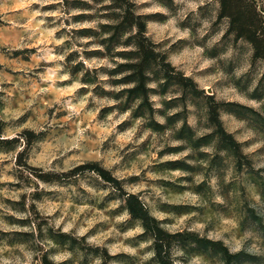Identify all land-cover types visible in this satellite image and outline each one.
Returning <instances> with one entry per match:
<instances>
[{
	"label": "clouds",
	"instance_id": "1",
	"mask_svg": "<svg viewBox=\"0 0 264 264\" xmlns=\"http://www.w3.org/2000/svg\"><path fill=\"white\" fill-rule=\"evenodd\" d=\"M223 4L0 0V264H264V52Z\"/></svg>",
	"mask_w": 264,
	"mask_h": 264
},
{
	"label": "rangeland",
	"instance_id": "2",
	"mask_svg": "<svg viewBox=\"0 0 264 264\" xmlns=\"http://www.w3.org/2000/svg\"><path fill=\"white\" fill-rule=\"evenodd\" d=\"M235 13H237V14H235ZM224 14H228V15H233L234 17H235V19L234 20H236L237 21V19L239 20V18H238V16L241 18V19H244L245 17H244V14L243 13H241L240 11H239V9H238V7H236V9L233 11V12H225V11H223V13H222V15H224ZM127 22H130L127 18H126V23ZM236 24V22H234V25ZM122 27V26H121ZM107 30V29H106ZM120 28H117L116 29V33H117V36L119 35V32H120ZM240 34H242V35H245V33L243 32V31H241L240 30ZM247 35V34H246ZM248 37V36H247ZM116 39H117V37L116 36H114L113 38H112V41H110V42H108V43H111V42H115L116 41ZM248 39H249V37H248ZM250 40V39H249ZM96 55H99V53H96ZM152 59H154L152 56H151V54L150 53H147L146 55H145V59H144V61H143V63L141 64V65H127V66H122V68H121V70H123L124 68H136L137 69V72H136V74L135 75H133V76H131V77H128L127 79L128 80H133V79H137V78H139L140 79V86L137 88V89H135V90H133L132 92H130L129 93V96L130 97H132V96H135V95H137V94H141V93H144V87H143V81H144V77H143V75H142V73H143V70H144V68L145 67H147L148 66V63H149V61L150 60H152ZM145 105H146V102H145ZM143 107V106H142ZM213 117H214V112H213ZM171 122V121H170ZM185 134H187V135H191L190 133H187V130H185ZM210 139V138H209ZM173 165H169V167H172ZM133 205H134V202H133ZM134 214H136V213H134ZM136 215H138V214H136Z\"/></svg>",
	"mask_w": 264,
	"mask_h": 264
},
{
	"label": "trees",
	"instance_id": "3",
	"mask_svg": "<svg viewBox=\"0 0 264 264\" xmlns=\"http://www.w3.org/2000/svg\"><path fill=\"white\" fill-rule=\"evenodd\" d=\"M236 9V6L232 5L229 0H224V4H223V11L225 12H233ZM237 14V13H235ZM239 20L237 19L234 20V22H236V24L240 25V30L243 31L245 34H247V36L249 37V39L256 45L257 49H258V55L261 54L262 52H264V39H258L256 37V33L255 31H252L249 27V25L252 24V22L246 18L241 19L238 16ZM264 35V34H262ZM133 212L138 214V215H143V213L141 212V210L139 209L138 206H133Z\"/></svg>",
	"mask_w": 264,
	"mask_h": 264
}]
</instances>
